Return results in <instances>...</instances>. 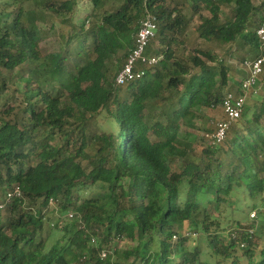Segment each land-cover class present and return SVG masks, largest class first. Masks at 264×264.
<instances>
[{
    "label": "trees",
    "instance_id": "obj_1",
    "mask_svg": "<svg viewBox=\"0 0 264 264\" xmlns=\"http://www.w3.org/2000/svg\"><path fill=\"white\" fill-rule=\"evenodd\" d=\"M78 1L0 0V264H264V65L223 143L198 135L241 94L227 60L256 58L264 0ZM147 15L157 62L116 86Z\"/></svg>",
    "mask_w": 264,
    "mask_h": 264
},
{
    "label": "built area",
    "instance_id": "obj_2",
    "mask_svg": "<svg viewBox=\"0 0 264 264\" xmlns=\"http://www.w3.org/2000/svg\"><path fill=\"white\" fill-rule=\"evenodd\" d=\"M156 31V17L147 15L140 22V29L137 32L135 39V46L126 57V61L117 72L114 82L116 86H122L126 83L139 80L145 76V71L142 69H136L139 64L155 65L157 62L156 58L146 57L145 52L148 43L151 38L154 37ZM256 36L259 39L258 54L256 58L251 60H245L241 67L245 72V77L241 80V94L235 95L228 93L222 100L220 109L224 115L223 120H219L215 123V130L210 135L209 143L211 145H220L223 143L226 137V133L230 125L236 122L242 114L243 106L246 98V94L253 91L258 84L260 75L263 72L264 65V22L256 30ZM11 197H21V192L18 188L8 194V199ZM51 207L56 206L55 203L50 201ZM0 205V209H2ZM254 214L251 215L253 217ZM71 218L72 215L70 214ZM107 252L101 251L99 258L101 260L106 259Z\"/></svg>",
    "mask_w": 264,
    "mask_h": 264
},
{
    "label": "rangeland",
    "instance_id": "obj_3",
    "mask_svg": "<svg viewBox=\"0 0 264 264\" xmlns=\"http://www.w3.org/2000/svg\"><path fill=\"white\" fill-rule=\"evenodd\" d=\"M254 2L256 3L257 1L254 0ZM88 11H90V5L88 4V2L86 0H79L78 1V11L76 16L81 18L80 16H84ZM204 14H206V12H203ZM197 22V18L195 20V23ZM192 32H193V24L190 27V30L188 32V36H192ZM57 33V32H55ZM150 56V53L148 54ZM236 55V53H235ZM238 58H236L235 56H233V58H229L227 60V65H229L233 71H236L237 73H240L243 71L242 67H241V63L239 61H237ZM244 72V71H243ZM17 70L14 71L13 74H16ZM262 92V83H258L257 87L253 90L250 91L246 94V98L248 103H250L252 97L251 96H255L254 94H259ZM202 115L204 117V121H200L199 125L202 129H214L215 123L218 122L222 117H223V113L221 111V109H202ZM213 133V132H212ZM211 131L210 132H206V131H200L198 132V135L202 136L205 138V142H207V144L205 143V145H208L209 141H210V135L212 134ZM198 149H201V147L199 146ZM181 197L184 196V192H185V186L184 183L181 185ZM245 196L242 197L241 194H239L238 200H230L229 201V205H231V207L229 208H225V207H221L220 208V212H221V224L222 225H226L228 223H230L231 219H241L244 215L243 210L240 211H236L235 213H233L232 215L230 214V210L231 208H237L239 207V209H242V200H244V204L247 205L249 204V198L247 196V193H244ZM235 199V198H234ZM240 200V201H239ZM264 209V208H263ZM251 215V214H250ZM251 217V216H250ZM62 217L59 214V211H57V209H55L54 207H50L48 209L47 212V220H50V223H56L58 222ZM253 217H251L252 219ZM183 233H189V231L186 229L183 231ZM60 236L58 231H53L52 232V239H57ZM130 244H127L126 242H123L122 244L119 245V247H130ZM187 246H189L190 248H192L193 246V240L189 241V243H187ZM202 261L205 262L206 264H216L217 261V257L213 256V255H208L207 253H203L202 254ZM242 264H245V261H241Z\"/></svg>",
    "mask_w": 264,
    "mask_h": 264
}]
</instances>
